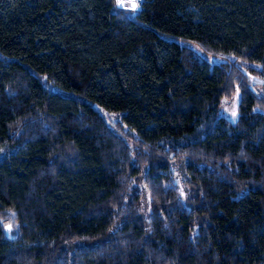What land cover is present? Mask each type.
Instances as JSON below:
<instances>
[{"label": "trees", "instance_id": "obj_1", "mask_svg": "<svg viewBox=\"0 0 264 264\" xmlns=\"http://www.w3.org/2000/svg\"><path fill=\"white\" fill-rule=\"evenodd\" d=\"M0 264H264V0H0Z\"/></svg>", "mask_w": 264, "mask_h": 264}, {"label": "rangeland", "instance_id": "obj_2", "mask_svg": "<svg viewBox=\"0 0 264 264\" xmlns=\"http://www.w3.org/2000/svg\"><path fill=\"white\" fill-rule=\"evenodd\" d=\"M118 4L119 6L123 7V8H128L130 10H135L137 7L136 4H133L132 2H127V0H118ZM182 44H186L188 46H190L191 48H193L194 52L204 58L205 60H207L209 63H217L220 61H225L227 60V58H232L230 56H210L207 55L205 53H203L197 46H195L192 43H188V42H181ZM252 79H254V81H258L261 82L262 80L256 78V77H251ZM45 86L47 88H49L50 90H57L59 91L60 89H58L57 87L51 86L49 83H46ZM238 101H239V93L236 90L234 92V94L230 97V98H222L220 100V105L218 107L217 113L218 116H224L226 118H228L230 121L234 122L237 118L238 115V111H237V106H238ZM102 115L107 118L109 120V122H113L116 121L117 119L120 118L121 116V112H107L105 110H100ZM174 170V174H175V181L179 187L180 193H181V198L182 201L184 202L185 206H189V203L186 201V183H185V176L181 173H178V169L177 168H173ZM144 206L147 208V204L145 203Z\"/></svg>", "mask_w": 264, "mask_h": 264}, {"label": "built area", "instance_id": "obj_3", "mask_svg": "<svg viewBox=\"0 0 264 264\" xmlns=\"http://www.w3.org/2000/svg\"><path fill=\"white\" fill-rule=\"evenodd\" d=\"M142 0H131L130 2H132L133 4H136L135 7H138L139 3L141 2Z\"/></svg>", "mask_w": 264, "mask_h": 264}, {"label": "snow or ice", "instance_id": "obj_4", "mask_svg": "<svg viewBox=\"0 0 264 264\" xmlns=\"http://www.w3.org/2000/svg\"><path fill=\"white\" fill-rule=\"evenodd\" d=\"M11 230V226H9V231Z\"/></svg>", "mask_w": 264, "mask_h": 264}, {"label": "bare ground", "instance_id": "obj_5", "mask_svg": "<svg viewBox=\"0 0 264 264\" xmlns=\"http://www.w3.org/2000/svg\"><path fill=\"white\" fill-rule=\"evenodd\" d=\"M131 0H127V2H130Z\"/></svg>", "mask_w": 264, "mask_h": 264}, {"label": "water", "instance_id": "obj_6", "mask_svg": "<svg viewBox=\"0 0 264 264\" xmlns=\"http://www.w3.org/2000/svg\"><path fill=\"white\" fill-rule=\"evenodd\" d=\"M8 232V231H7Z\"/></svg>", "mask_w": 264, "mask_h": 264}]
</instances>
